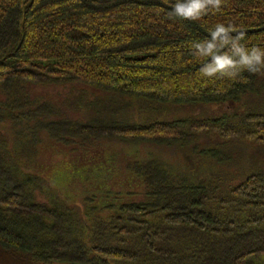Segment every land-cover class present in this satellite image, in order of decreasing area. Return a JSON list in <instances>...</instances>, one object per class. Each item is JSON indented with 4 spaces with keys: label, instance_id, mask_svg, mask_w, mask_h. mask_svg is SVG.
Instances as JSON below:
<instances>
[{
    "label": "trees",
    "instance_id": "trees-1",
    "mask_svg": "<svg viewBox=\"0 0 264 264\" xmlns=\"http://www.w3.org/2000/svg\"><path fill=\"white\" fill-rule=\"evenodd\" d=\"M176 3L0 0V127L8 133H0V264H264V166L251 164L227 196L226 176L210 169L233 165L232 155L199 144L201 135H216L264 149V111L167 120L148 118L149 110L136 121L131 103L116 99L168 109L264 93V74L203 77L211 57L193 48L217 24L231 25L233 36L243 31L246 48H264V0H222L220 10L194 21L174 16ZM60 86L110 98H69L87 112L71 119L39 93ZM42 135L75 151L117 141L189 147L193 156L184 166L158 158L125 163L142 183L140 197L88 207L83 221L43 178L22 170ZM201 163L210 168L196 175Z\"/></svg>",
    "mask_w": 264,
    "mask_h": 264
},
{
    "label": "rangeland",
    "instance_id": "rangeland-1",
    "mask_svg": "<svg viewBox=\"0 0 264 264\" xmlns=\"http://www.w3.org/2000/svg\"><path fill=\"white\" fill-rule=\"evenodd\" d=\"M81 92L85 94V98L92 96L110 98L107 94L84 86H60L39 90L41 95L57 105L64 115L71 119L87 117V112L84 109H76L67 102L69 98L77 96ZM116 99L123 103L124 101L131 103L130 110L136 121L144 120L145 117L139 120V115L141 113L147 115L149 110L152 112H150V116H147L148 118L158 117L167 120L179 117L204 118L224 112L264 111V93L260 96L246 95L238 103L185 105L168 109L158 104L151 105L119 97ZM5 130L0 127V133L6 136L8 133ZM42 139V144L37 147L36 152L22 161V170L43 178L51 194L74 208L83 221L86 220L85 213L88 207L101 208L107 204L137 200L140 197L138 195L142 191V183L139 178L125 169V163L158 158L171 166H184V163L187 165L188 161L192 162L191 159L188 160V157L193 156L189 147L184 149L162 148L148 144L128 145L117 141H100L87 151H75L72 147L65 148L54 144L44 135H42ZM199 144L205 148L223 146L222 150L232 155L233 165L229 163L213 165L210 169H216L217 174L226 176L223 178V182L226 184H223L225 185L223 193L227 196L228 188L242 180L241 174L251 170V164L256 167L264 166V149L257 146L255 142L223 140L216 135L214 138L201 135ZM11 153L14 154L12 149ZM201 166V171L196 175L207 172L204 169L205 163H201ZM205 168L210 167L206 166ZM197 169L200 170V167L196 166L195 170ZM237 169L242 171L236 173ZM197 177L195 173L191 174L192 179ZM86 199H93V201L88 203Z\"/></svg>",
    "mask_w": 264,
    "mask_h": 264
},
{
    "label": "clouds",
    "instance_id": "clouds-1",
    "mask_svg": "<svg viewBox=\"0 0 264 264\" xmlns=\"http://www.w3.org/2000/svg\"><path fill=\"white\" fill-rule=\"evenodd\" d=\"M222 0H177L173 8V15L184 20H198L209 9L220 10ZM231 25H215L210 31V39L194 43L195 54L211 57L200 72L207 78L234 79L241 72L264 74V48H246L241 44L245 37L243 31L236 36L231 35ZM228 48V52L221 53L220 49Z\"/></svg>",
    "mask_w": 264,
    "mask_h": 264
}]
</instances>
